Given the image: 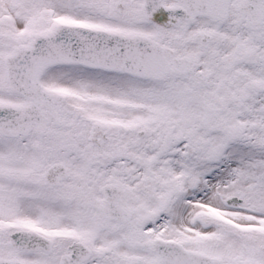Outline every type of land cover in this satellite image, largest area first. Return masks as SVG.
<instances>
[{
    "label": "snow or ice",
    "instance_id": "1",
    "mask_svg": "<svg viewBox=\"0 0 264 264\" xmlns=\"http://www.w3.org/2000/svg\"><path fill=\"white\" fill-rule=\"evenodd\" d=\"M0 264H264V0H0Z\"/></svg>",
    "mask_w": 264,
    "mask_h": 264
}]
</instances>
